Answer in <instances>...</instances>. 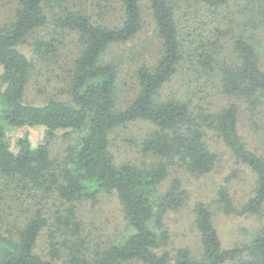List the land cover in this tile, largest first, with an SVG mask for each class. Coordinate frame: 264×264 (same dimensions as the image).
<instances>
[{"label": "trees", "instance_id": "1", "mask_svg": "<svg viewBox=\"0 0 264 264\" xmlns=\"http://www.w3.org/2000/svg\"><path fill=\"white\" fill-rule=\"evenodd\" d=\"M16 1L13 16L0 25V180L14 184L29 208L16 230L4 229L0 215V264H264V227L249 244L225 248L205 202L194 207L199 256L189 247L170 249L165 223L166 215L189 199L182 180L170 178L171 168L180 164L191 174L205 176L222 165L220 154L208 144L210 133L253 175L244 203H236L230 190L231 179L240 174L234 169L218 186L214 204L226 215L264 213V153L252 149L239 129L245 109L249 121L258 125L264 106V65L254 43L258 25L252 20L254 14L264 20V0H242L246 5L240 6V22L225 29L223 11L234 0H194L204 6L207 20L191 31V49H186L178 23L181 0H148L161 55L153 65L136 69L139 92L123 107L117 105L120 62L109 58L108 50L143 29V0ZM117 9L120 20L109 22ZM44 29L52 30L49 37L38 36ZM66 32L74 33L80 46L66 90L72 103L57 97L42 104L26 102L36 65L19 46L28 43L38 59L49 61L57 57V43ZM227 34L225 52L221 37ZM186 63L193 71L217 77L222 93L233 100L211 111L192 98L165 95L163 90ZM137 119L153 125L141 141L152 160L118 164L110 134ZM25 126L44 127L48 141L34 146L26 133L13 149L8 129ZM58 130H64L61 138L66 142L61 159L50 149ZM100 193L117 195L128 224L122 239L103 246L85 234L78 212L79 203ZM43 235L48 257L37 251Z\"/></svg>", "mask_w": 264, "mask_h": 264}, {"label": "rangeland", "instance_id": "2", "mask_svg": "<svg viewBox=\"0 0 264 264\" xmlns=\"http://www.w3.org/2000/svg\"><path fill=\"white\" fill-rule=\"evenodd\" d=\"M143 4L145 6L143 29L133 39L113 45L108 50V57L120 62L117 104L119 107L126 105L139 92V84L135 76L136 69L143 64L153 65L161 55V39L156 32L155 21L148 8V0H143ZM242 5H246V2L234 0L223 11L226 17L222 24L223 29L230 25L237 27L242 18L239 14ZM16 6V0H0V25L13 16ZM204 13V6L201 3L194 0H181L177 9V18L186 49L194 47L195 43L191 45V31L199 28L203 21L205 23L207 18ZM120 18L121 10H112L108 21L116 23ZM252 20L258 25L254 34V43L264 65V20H260L258 14H254ZM225 22L227 26L224 25ZM51 31L40 30L38 36L49 37ZM221 38L225 52H228L230 35L227 34ZM57 45L59 46L58 55L49 61L38 59L28 43L19 46L36 65L26 91V102L42 104L47 98L57 97L72 103L66 90L70 80L69 69L72 68L80 51L79 42L74 33L66 32L60 36V42ZM1 74L2 67L0 66V78ZM163 93L165 95L177 93L190 100L192 98L195 104L211 111H218L233 100L222 93L217 77L193 71L189 63L182 66V70L166 86ZM243 106L241 104L242 109ZM260 111L258 125H256L252 120L249 121L250 114L245 109V113L240 115L239 129L252 149L264 153V106L260 108ZM152 129L153 125L150 122L141 119L117 127L110 134V148L116 156L117 163L132 162L140 165L146 160L151 161L152 159L143 152L141 141ZM63 131H56L54 138L50 139L51 154L60 159L66 147V142L61 138ZM26 133L30 135L34 146L48 141L44 127H11L8 129V136L13 149H16L18 139ZM207 140L210 148L220 154L222 165L213 173L205 176L191 174L180 164L172 167L170 178L178 176L182 180L189 193V199L182 209L170 212L165 219L171 233L169 248L189 247L197 256L201 253V241L195 226L194 207L199 201L211 206L214 222L225 248L242 247L249 244L256 232L264 227V213L262 216L226 215L214 204L218 186L223 184L225 178L231 175L234 169H239L240 174L231 179L230 190L236 203H244L250 195L253 175L250 168L236 162L230 150L220 139L218 140L214 133H210ZM0 205L4 229L11 226L13 230H16L24 220L29 204H25L24 199L18 195L15 185L8 181L0 180ZM78 212L84 223L85 234L94 244L108 245L122 239L127 234L128 224L123 207L114 193H100L94 200L79 203ZM37 251L42 256L48 257L46 235L41 236Z\"/></svg>", "mask_w": 264, "mask_h": 264}]
</instances>
